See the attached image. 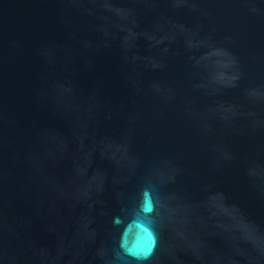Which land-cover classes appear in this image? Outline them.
I'll list each match as a JSON object with an SVG mask.
<instances>
[{
    "label": "water",
    "instance_id": "1",
    "mask_svg": "<svg viewBox=\"0 0 264 264\" xmlns=\"http://www.w3.org/2000/svg\"><path fill=\"white\" fill-rule=\"evenodd\" d=\"M0 264H264V0H0Z\"/></svg>",
    "mask_w": 264,
    "mask_h": 264
}]
</instances>
